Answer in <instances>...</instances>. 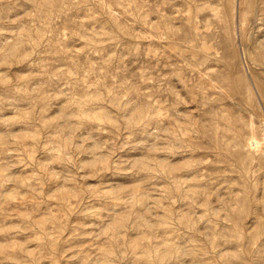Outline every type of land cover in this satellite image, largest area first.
<instances>
[{"label":"rangeland","instance_id":"obj_1","mask_svg":"<svg viewBox=\"0 0 264 264\" xmlns=\"http://www.w3.org/2000/svg\"><path fill=\"white\" fill-rule=\"evenodd\" d=\"M0 264H264V0H0Z\"/></svg>","mask_w":264,"mask_h":264}]
</instances>
